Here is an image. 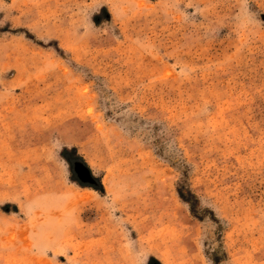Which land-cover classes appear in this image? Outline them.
Listing matches in <instances>:
<instances>
[{
  "label": "rangeland",
  "instance_id": "1",
  "mask_svg": "<svg viewBox=\"0 0 264 264\" xmlns=\"http://www.w3.org/2000/svg\"><path fill=\"white\" fill-rule=\"evenodd\" d=\"M0 264H264V0H0Z\"/></svg>",
  "mask_w": 264,
  "mask_h": 264
},
{
  "label": "water",
  "instance_id": "2",
  "mask_svg": "<svg viewBox=\"0 0 264 264\" xmlns=\"http://www.w3.org/2000/svg\"><path fill=\"white\" fill-rule=\"evenodd\" d=\"M74 171L77 174L81 182L93 184V181L90 178L89 172L82 165L75 163Z\"/></svg>",
  "mask_w": 264,
  "mask_h": 264
}]
</instances>
